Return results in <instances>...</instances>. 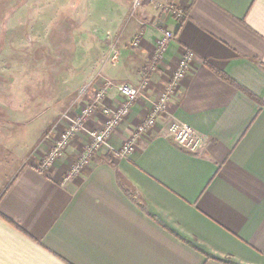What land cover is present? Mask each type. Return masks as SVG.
I'll return each mask as SVG.
<instances>
[{"label": "crops", "instance_id": "1", "mask_svg": "<svg viewBox=\"0 0 264 264\" xmlns=\"http://www.w3.org/2000/svg\"><path fill=\"white\" fill-rule=\"evenodd\" d=\"M94 3L100 10L86 12ZM75 6L91 41L83 102L107 80L149 85L77 178L63 179L86 149L82 132L44 173L36 166L51 142L0 158V264H264V0ZM164 30L174 37L152 71ZM187 53L166 115L116 156ZM121 99L113 88L102 101L113 111ZM105 121L97 111L86 127ZM177 125L203 138L198 152L177 147Z\"/></svg>", "mask_w": 264, "mask_h": 264}, {"label": "rangeland", "instance_id": "2", "mask_svg": "<svg viewBox=\"0 0 264 264\" xmlns=\"http://www.w3.org/2000/svg\"><path fill=\"white\" fill-rule=\"evenodd\" d=\"M75 10V0H0L3 160L14 147L33 156L44 141L53 145L55 140H50L59 137L86 104L81 90L87 85L90 91L86 76L91 41L80 38ZM99 10L95 3L86 8Z\"/></svg>", "mask_w": 264, "mask_h": 264}, {"label": "built area", "instance_id": "3", "mask_svg": "<svg viewBox=\"0 0 264 264\" xmlns=\"http://www.w3.org/2000/svg\"><path fill=\"white\" fill-rule=\"evenodd\" d=\"M148 1L151 0H141ZM178 18L184 17L183 9L179 8L176 10ZM162 36L157 41L155 46L156 51L153 55L151 70H155L156 63L164 55L167 46L171 43L174 35L170 30H164L161 33ZM139 44L138 40L132 42V46L136 47ZM192 54L187 53L183 58H181L178 67L172 74L171 80L165 90L154 100L151 104V108L148 111L147 116L137 124L133 131L131 139L123 145V147L115 153L116 156H126L131 153L133 145L137 137L147 133L156 126L158 119L167 113L170 97L176 92L178 84L186 76L188 70H190L192 62ZM147 79H142L137 86H132L130 84H118L114 85L110 81H105L103 86H101L93 95L92 100L85 104L80 111L72 119H69L67 126L61 132L60 136L53 143V145L45 153V158L36 166L37 171L44 173L48 171L56 161L61 158L63 152L68 148L71 139H74L77 134L85 133L88 137V144L85 151L78 158V160L71 165V168L66 173L63 179L69 180L74 177L77 178L78 175L83 171L86 164L96 151L107 145L108 138H110L111 133L121 124L125 118L129 115L134 103L137 99L146 91L148 88ZM88 86L82 88V92L87 90ZM115 88L119 95L122 97V102L116 110H110L103 104V99L106 98L108 90ZM97 111L100 112L106 121L100 126V128H88V122L95 116ZM172 138L174 143L180 149H183L190 153L198 152L203 146V138L198 135L191 127L187 125H177L172 131Z\"/></svg>", "mask_w": 264, "mask_h": 264}, {"label": "trees", "instance_id": "4", "mask_svg": "<svg viewBox=\"0 0 264 264\" xmlns=\"http://www.w3.org/2000/svg\"><path fill=\"white\" fill-rule=\"evenodd\" d=\"M223 79H226L230 84L234 85L235 87H237L238 89L242 90L243 92L247 93L245 90H243L242 88L238 87L236 84L230 82V80L226 77H223ZM246 95H249L251 98H253L254 100L258 101L256 98H254L252 95H250L249 93H247Z\"/></svg>", "mask_w": 264, "mask_h": 264}]
</instances>
